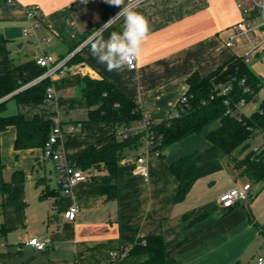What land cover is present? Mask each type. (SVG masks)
Here are the masks:
<instances>
[{
	"label": "crops",
	"instance_id": "crops-1",
	"mask_svg": "<svg viewBox=\"0 0 264 264\" xmlns=\"http://www.w3.org/2000/svg\"><path fill=\"white\" fill-rule=\"evenodd\" d=\"M133 1L124 0V6L148 19L150 36L136 70L110 72L91 54L89 37L120 7L105 0H0V74L3 49L18 82L42 73L36 63L37 41L43 52L56 58L75 52L66 74L54 81L57 103L19 107L11 100L5 112L53 117L60 123L69 167L76 168L85 148L108 146L116 130L112 123L87 121L88 106L80 93L86 76L108 79L144 115L161 121L176 112L192 73L215 74L213 84L219 90L239 73L246 46H225L229 28L240 19L239 0H148L129 6ZM35 5L41 10V23L34 36L26 37V9ZM123 23L120 17L107 26L105 39L113 31L121 32ZM263 54L264 48L255 58ZM248 66L255 71L254 65ZM207 128L165 148L162 156L147 158L148 179L135 171L139 156L133 154L120 162L116 174L105 167L78 169L86 180L69 192L53 162L44 159L43 149L16 150L17 130L8 128L0 142L4 178L12 188L0 195V264H107L113 252L119 264H144L149 255L132 250L139 240L155 236L167 245L166 264H258L264 258V183L237 177L222 151L208 140L213 129ZM190 154L195 182L186 198L177 202L179 181L169 165ZM16 171L24 174L23 180H13ZM247 182L252 185L247 200L229 212L219 205L222 193ZM73 206L79 212L68 220L65 213ZM31 238L47 241V249L30 246Z\"/></svg>",
	"mask_w": 264,
	"mask_h": 264
},
{
	"label": "trees",
	"instance_id": "trees-1",
	"mask_svg": "<svg viewBox=\"0 0 264 264\" xmlns=\"http://www.w3.org/2000/svg\"><path fill=\"white\" fill-rule=\"evenodd\" d=\"M1 56L3 69L0 74V140L4 131L15 127L16 150L44 149L55 125L53 117L36 114L32 118H27L21 112L13 115H7L5 112L11 100H15L19 107L43 105L47 98V89L52 82L50 79H41L33 83L42 73L24 82L16 81L11 73V62L5 49L1 50ZM74 59L76 55L69 62ZM214 76L215 74L203 76L194 72L187 78V92L175 108L179 115L172 114L161 121L152 122L149 136L152 151H160L162 156L165 148L202 132L215 121H220V125L211 130L207 138L227 156H231L236 151L247 150L250 140L255 138L258 131L260 135H263L264 98L260 101L258 109L251 115L243 114L238 117V114L234 116L227 114L231 109L236 111L241 101L245 102L244 107L258 101L259 94L264 88L263 77L255 73L248 63L243 61L236 79L228 84L232 86V89L222 93L227 85L222 90L216 89L213 84ZM80 93L88 106L87 121L112 123L116 126V130L109 137L108 146L102 149L95 146L85 148L78 158L76 169L105 167L116 174L124 158L133 154L141 156L143 153L144 132L129 133L127 138H121L119 132L123 128L135 129L143 120L144 114L131 98L104 77L86 76L84 84L80 87ZM227 100L228 105L225 103ZM259 148L260 151L264 149V142ZM244 165L242 177L247 176L254 182L264 183V150L261 153L255 152L249 155ZM194 168L193 154L186 155L169 165L172 174L179 181L177 202L184 200L190 192L195 182ZM4 170L0 142V195L8 193L12 188V183L5 181ZM23 179L24 174L21 171L14 172V181ZM233 207L228 208L227 212ZM207 215L208 213L198 215L194 221ZM189 218L190 215L185 217V219ZM166 247L161 237H147L139 240L132 252L149 255V259L144 264H166Z\"/></svg>",
	"mask_w": 264,
	"mask_h": 264
},
{
	"label": "built area",
	"instance_id": "built-area-1",
	"mask_svg": "<svg viewBox=\"0 0 264 264\" xmlns=\"http://www.w3.org/2000/svg\"><path fill=\"white\" fill-rule=\"evenodd\" d=\"M9 3H14L16 0H6ZM148 0H134L129 6L142 3ZM237 9L240 12V19L234 23L230 28V34L225 41V46L228 48H234L239 45H245L246 49L243 52L242 59L246 63H251L253 58L264 48V0H239L236 4ZM26 16L28 21V26L24 29V35L26 37H31L35 35V31L41 23L42 13L40 8L35 6H29L26 9ZM43 41H49L48 38H44ZM41 42H36V63L42 69V75L35 80L33 83L40 81L41 79H50L52 84L47 89V98L45 104L57 103L58 96L54 87V81L56 77H63L66 74L69 59L75 55V52H71L69 55L63 58H56L48 53H45L41 49ZM138 68V61L135 63L134 67L129 68L130 70H136ZM232 89L231 85H227L222 93H227ZM229 104L228 100L225 102ZM245 102L241 101L238 105V109L235 111L231 109L227 112L232 116L238 114L237 116L245 114L244 110ZM174 114L179 115L175 112ZM152 121L148 116L144 115L143 120L140 124L135 127V129L128 130L123 128L119 132L121 138H127L129 133H142L144 132L145 145L141 156H139L135 161V171L143 174V176L148 179V171L144 166L147 158L151 156H160V151L151 150L150 142V131L152 127ZM156 122V121H155ZM74 129L70 128L69 132H73ZM65 135L60 123H55L52 128L49 140L43 149L44 159L51 161L54 164L55 170L59 174V181L63 189L69 192L73 186L78 182L86 180V176L81 170L73 167H69L64 158V152L62 149L61 140ZM264 135V133H263ZM257 152L261 153L264 149L260 151L259 146L256 148ZM252 194V185L250 183H244L241 185H236L233 188L225 191L221 194L219 198V205L224 208L233 207L240 201L247 200ZM79 212L77 206L71 207L65 213V218L68 220H74ZM28 244L34 247L38 251H44L48 247L47 241H41L38 238H31ZM107 264H119V258L116 253H111L110 262ZM258 264H264V258H259Z\"/></svg>",
	"mask_w": 264,
	"mask_h": 264
},
{
	"label": "clouds",
	"instance_id": "clouds-1",
	"mask_svg": "<svg viewBox=\"0 0 264 264\" xmlns=\"http://www.w3.org/2000/svg\"><path fill=\"white\" fill-rule=\"evenodd\" d=\"M105 3L120 7L121 11L102 28L93 31L89 37L90 51L99 63L106 65L108 71L123 72L138 61L143 44L150 36V23L142 13L125 7L124 0H105ZM120 17L124 18L122 31H113L105 39L103 30Z\"/></svg>",
	"mask_w": 264,
	"mask_h": 264
},
{
	"label": "rangeland",
	"instance_id": "rangeland-1",
	"mask_svg": "<svg viewBox=\"0 0 264 264\" xmlns=\"http://www.w3.org/2000/svg\"><path fill=\"white\" fill-rule=\"evenodd\" d=\"M252 66L254 65V70L256 72H258V74L261 75V77H263L264 80V54L260 55V57L257 58H253V60L250 63ZM263 92L261 93V96H259V99L257 102H253L248 104L243 112L248 115V114H252L256 108L257 105H259L260 101L262 100V97L264 95V88L262 89ZM13 105V104H11ZM220 125V121H215L212 124H210L208 126V128L210 129H214L217 128ZM207 128V129H208ZM264 142V135H260L259 131L256 133L255 138L250 140V146L248 147L247 150H245L244 152H240V151H236L234 152L231 156H227V154H225L224 152H222L224 154V159L226 164L231 167V169L233 170L234 174L237 177H242L241 176V172L245 169V165L244 162L246 161V159H248L249 155H251L252 153L257 152L256 148L258 146H260L262 143ZM244 178L246 181H252L250 178H248L247 176L242 177ZM224 208V207H223ZM227 209V208H224Z\"/></svg>",
	"mask_w": 264,
	"mask_h": 264
}]
</instances>
